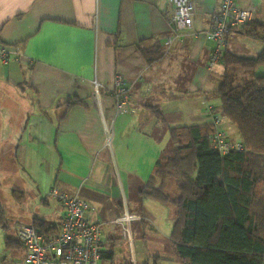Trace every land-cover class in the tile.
Masks as SVG:
<instances>
[{
  "label": "crops",
  "instance_id": "crops-1",
  "mask_svg": "<svg viewBox=\"0 0 264 264\" xmlns=\"http://www.w3.org/2000/svg\"><path fill=\"white\" fill-rule=\"evenodd\" d=\"M191 1L192 27L177 40L168 22L169 0H0V45L19 52V57L0 65V115L12 103L32 109L18 132L0 129V153L11 147L20 150L23 167L30 166L36 204L22 224L44 221L50 213L37 206L48 207L49 200L54 202L53 215L61 219V203L50 195L57 187L85 199L90 220L101 227H123L114 220L126 209L139 215L141 220L131 227L144 224L159 232L175 255L170 240L175 212L139 195L165 150L155 133H165L170 140V128L210 123L207 105L216 106L219 113V100L209 92L218 86L222 70H216L221 64L209 69L214 43L205 33L221 0ZM236 1L241 8H254L250 23L264 24V0ZM168 38H173L170 44ZM244 42L234 30L227 49L237 54L238 43ZM261 48L247 43L242 49L259 54ZM155 52L159 57L154 58ZM254 73L264 77V66ZM116 74L129 88L126 113L116 112L110 93ZM94 80L102 86L98 97ZM68 97L82 103L64 113ZM224 126L231 140L241 141L232 123L225 120ZM20 189L14 191L25 190ZM106 231L112 235L110 228ZM160 260L170 264L172 259Z\"/></svg>",
  "mask_w": 264,
  "mask_h": 264
},
{
  "label": "trees",
  "instance_id": "trees-1",
  "mask_svg": "<svg viewBox=\"0 0 264 264\" xmlns=\"http://www.w3.org/2000/svg\"><path fill=\"white\" fill-rule=\"evenodd\" d=\"M237 31L261 42V51L243 57L226 49L218 63L221 79L209 94L237 128L242 150L221 156L212 149L210 123L170 128L172 152H163L139 195L174 208L170 240L181 264H264V77L254 73L264 66V24L249 22ZM80 103L68 97L64 113ZM152 110L164 121L157 108ZM12 196L21 200L23 192ZM6 220L0 207V227L9 230ZM34 225L43 232L56 230L44 221ZM5 246L23 252L16 234L6 236ZM113 255L102 252V259Z\"/></svg>",
  "mask_w": 264,
  "mask_h": 264
},
{
  "label": "built area",
  "instance_id": "built-area-1",
  "mask_svg": "<svg viewBox=\"0 0 264 264\" xmlns=\"http://www.w3.org/2000/svg\"><path fill=\"white\" fill-rule=\"evenodd\" d=\"M172 8L168 16L170 29L174 37L180 40L181 33L191 29L194 6L190 0H169ZM254 8H241L236 0H221L219 9L213 13L211 27L205 33L206 39L214 43L209 61V69L219 63L221 54L227 49L228 34L246 25L253 14ZM228 35V36H227ZM173 38H168L170 44ZM19 57L14 46L0 45V65H7L10 60ZM94 96L98 97L101 84L93 81ZM114 98L117 113H126L130 101V92L126 80L116 74L113 88L110 91ZM216 106L207 105L210 114V124L214 131L210 135V145L221 156L233 150H242V140H231L228 128L224 126V117L215 113ZM104 146L110 149L112 131L105 134ZM51 197L61 203L63 216L56 230L43 232L29 224H17L15 234L23 248V258L20 264H100L102 260V229L101 223L90 220L89 204L78 195H68L57 187L50 190ZM141 220L137 214H131L128 209L114 221L129 228L131 224ZM130 235V231L128 232Z\"/></svg>",
  "mask_w": 264,
  "mask_h": 264
},
{
  "label": "rangeland",
  "instance_id": "rangeland-1",
  "mask_svg": "<svg viewBox=\"0 0 264 264\" xmlns=\"http://www.w3.org/2000/svg\"><path fill=\"white\" fill-rule=\"evenodd\" d=\"M231 43V42H230ZM235 43V42H234ZM233 43V44H234ZM259 44L262 43L256 40L245 38L244 44ZM232 44V45H233ZM231 45V46H232ZM242 45V46H241ZM242 43H238V55L245 57H255L252 49L244 51ZM235 45L232 46L235 49ZM221 67L216 71H220ZM17 98H7L6 100H16ZM10 110L0 115V129L2 131L18 132L23 128L32 113L30 105H18L12 103L9 105ZM149 130V129H148ZM155 136L163 144L164 153L170 155L172 152V144L169 137L165 133L157 134ZM13 139V136L10 137ZM1 152V147H0ZM23 154L20 150L9 148L7 151L0 153L2 162L0 164V206L4 208L5 217L9 230L0 227V264H20L23 258V253L20 250L7 249L5 246L6 236H15V225L17 223H26L23 217L32 206L36 204V198L32 191V183L29 180L30 166L26 163L23 167ZM25 188L21 200H17L12 196L14 190H21ZM169 193L171 191H168ZM131 198H136V192H131ZM48 207H43L38 204L37 210L48 212L50 215L45 218L47 222H59V219L53 215L54 202L49 200ZM174 211V208H172ZM32 218V217H31ZM58 220V221H57ZM137 224L134 227H101L102 229V252H112L113 259H102L100 264H163L161 258L172 259L170 264H181L176 256L171 252L169 243L163 236L156 231H150L147 225ZM107 228L111 229V234L108 235ZM130 231V235L128 232ZM171 231V230H170ZM111 236L112 239H108ZM114 238V240H113ZM134 250V252H133Z\"/></svg>",
  "mask_w": 264,
  "mask_h": 264
}]
</instances>
